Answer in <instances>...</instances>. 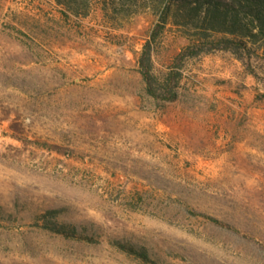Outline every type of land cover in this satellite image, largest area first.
Returning <instances> with one entry per match:
<instances>
[{
    "label": "rangeland",
    "instance_id": "rangeland-1",
    "mask_svg": "<svg viewBox=\"0 0 264 264\" xmlns=\"http://www.w3.org/2000/svg\"><path fill=\"white\" fill-rule=\"evenodd\" d=\"M154 23L0 0V264H146L115 239L160 264H264V60L257 77L229 52L191 59L156 99L138 66ZM185 43L167 27L157 70ZM50 208L98 241L35 226Z\"/></svg>",
    "mask_w": 264,
    "mask_h": 264
},
{
    "label": "trees",
    "instance_id": "trees-1",
    "mask_svg": "<svg viewBox=\"0 0 264 264\" xmlns=\"http://www.w3.org/2000/svg\"><path fill=\"white\" fill-rule=\"evenodd\" d=\"M65 20L86 19L100 14L115 28L135 15L151 12L155 23L138 56L139 72L147 93L156 99L175 101L191 59L216 52H229L259 77L254 59L264 60V0H49ZM167 27L176 29L186 43L165 70H157L159 38ZM264 97V93L261 94ZM62 209L37 212L34 225L68 239L97 242L93 225L61 219ZM208 220L227 225L219 218L193 211ZM112 244L146 264H160L150 249L132 241L115 239Z\"/></svg>",
    "mask_w": 264,
    "mask_h": 264
}]
</instances>
